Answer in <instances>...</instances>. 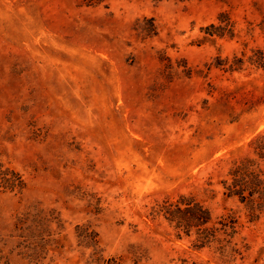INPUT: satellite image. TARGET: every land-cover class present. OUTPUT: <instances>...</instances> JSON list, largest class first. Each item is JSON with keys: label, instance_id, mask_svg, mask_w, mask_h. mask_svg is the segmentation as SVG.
<instances>
[{"label": "rangeland", "instance_id": "rangeland-1", "mask_svg": "<svg viewBox=\"0 0 264 264\" xmlns=\"http://www.w3.org/2000/svg\"><path fill=\"white\" fill-rule=\"evenodd\" d=\"M223 12L235 38L205 42ZM263 47L264 0H0V164L27 181L0 190L7 264H32L14 224L33 208L63 225L38 264H87L84 225L120 264H264V213L250 222L222 184L264 135V71L216 67ZM181 196L236 216L242 256L198 250L152 215Z\"/></svg>", "mask_w": 264, "mask_h": 264}, {"label": "trees", "instance_id": "trees-1", "mask_svg": "<svg viewBox=\"0 0 264 264\" xmlns=\"http://www.w3.org/2000/svg\"><path fill=\"white\" fill-rule=\"evenodd\" d=\"M219 25L212 24L203 30L204 41L215 38H235L234 25L229 15L223 12L218 17ZM216 67L225 72H241L247 68L264 71V47L242 52L241 56L218 58ZM255 158L248 157L235 163L227 178L222 182L223 194L236 199L249 210L250 222L259 220L264 213V169L259 161H264V135L252 143ZM27 189L24 176L11 167L0 164V190L5 193L22 195ZM153 216H162L176 231L179 239L195 236L194 247L198 250L215 247L222 259L235 261L243 252L235 240L239 234L240 223L236 216L225 215L214 220L210 210L193 196H181L176 202H164L152 211ZM63 229L62 221L54 211L33 208L16 218L14 230L21 239V255L30 263L38 264L47 258L51 250L63 248L60 239H55L53 226ZM78 246L92 253L87 264H120L117 258L105 259L100 249L98 234L89 225L76 227ZM0 264H7L0 255Z\"/></svg>", "mask_w": 264, "mask_h": 264}]
</instances>
